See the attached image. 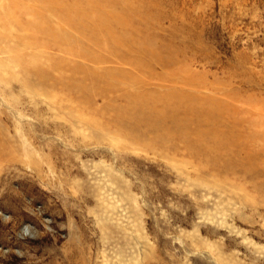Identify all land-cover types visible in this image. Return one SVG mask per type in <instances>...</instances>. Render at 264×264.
Wrapping results in <instances>:
<instances>
[{
  "label": "rangeland",
  "instance_id": "obj_1",
  "mask_svg": "<svg viewBox=\"0 0 264 264\" xmlns=\"http://www.w3.org/2000/svg\"><path fill=\"white\" fill-rule=\"evenodd\" d=\"M0 264H264V0H0Z\"/></svg>",
  "mask_w": 264,
  "mask_h": 264
}]
</instances>
